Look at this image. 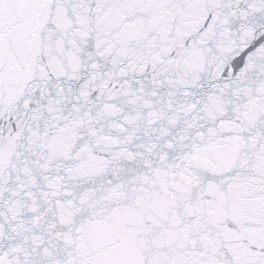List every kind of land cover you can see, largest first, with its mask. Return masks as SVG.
<instances>
[{"label":"snow or ice","instance_id":"obj_1","mask_svg":"<svg viewBox=\"0 0 264 264\" xmlns=\"http://www.w3.org/2000/svg\"><path fill=\"white\" fill-rule=\"evenodd\" d=\"M0 264H264V0H0Z\"/></svg>","mask_w":264,"mask_h":264}]
</instances>
